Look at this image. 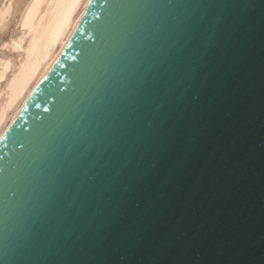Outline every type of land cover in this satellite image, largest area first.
<instances>
[{
    "label": "water",
    "instance_id": "water-1",
    "mask_svg": "<svg viewBox=\"0 0 264 264\" xmlns=\"http://www.w3.org/2000/svg\"><path fill=\"white\" fill-rule=\"evenodd\" d=\"M0 264H264V0H92L0 139Z\"/></svg>",
    "mask_w": 264,
    "mask_h": 264
},
{
    "label": "bare ground",
    "instance_id": "bare-ground-1",
    "mask_svg": "<svg viewBox=\"0 0 264 264\" xmlns=\"http://www.w3.org/2000/svg\"><path fill=\"white\" fill-rule=\"evenodd\" d=\"M15 1L0 3V29L17 4ZM91 1L23 0L20 3L16 22L19 32L15 31L18 34L1 46L14 55L0 57V139L66 45Z\"/></svg>",
    "mask_w": 264,
    "mask_h": 264
},
{
    "label": "snow or ice",
    "instance_id": "snow-or-ice-1",
    "mask_svg": "<svg viewBox=\"0 0 264 264\" xmlns=\"http://www.w3.org/2000/svg\"><path fill=\"white\" fill-rule=\"evenodd\" d=\"M97 32L100 34V40L104 37L105 28L100 26L97 28ZM217 34L214 30H208L207 35L202 39H196L193 43L192 49L186 55L184 61V76L188 81V88L191 89L194 86V82L199 79H203L206 69L210 67L211 60L214 49L218 47ZM92 53L86 52L85 55H91ZM200 99L199 93H194L191 95V100L198 101ZM60 103V102H58ZM46 112L49 109H44ZM151 128V123L146 125ZM23 146V145H21ZM143 159V157L141 158ZM138 164L140 161L137 162ZM158 162H151L148 167L155 169ZM143 175V173H142ZM139 181L135 184H125L121 189L122 196L127 198L126 202L131 204L134 208L139 209L141 204L138 199H136L139 193ZM111 222V219L109 220Z\"/></svg>",
    "mask_w": 264,
    "mask_h": 264
},
{
    "label": "rangeland",
    "instance_id": "rangeland-1",
    "mask_svg": "<svg viewBox=\"0 0 264 264\" xmlns=\"http://www.w3.org/2000/svg\"><path fill=\"white\" fill-rule=\"evenodd\" d=\"M1 2H2V0H0V3ZM15 2H17V4H15L16 6L15 5L13 6V10H12L11 15L6 20L5 25H2L3 29H2V27L0 29V55H1L0 57H2L3 55L4 56H6V55L7 56H13L14 55L10 50H8V48L6 49L5 47H2L3 48L2 49L1 46H2L4 41H7V39L9 40V38L11 36H14V35L18 34L16 32H19V28L16 27L17 26L16 22H17V19H18V16H19L18 10H19V7H20V3H22L23 0L22 1L21 0H17ZM13 32H14V34H13ZM2 50H5V51H2Z\"/></svg>",
    "mask_w": 264,
    "mask_h": 264
}]
</instances>
